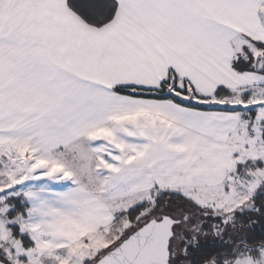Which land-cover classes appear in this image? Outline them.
<instances>
[{
  "label": "snow or ice",
  "instance_id": "6c2138e0",
  "mask_svg": "<svg viewBox=\"0 0 264 264\" xmlns=\"http://www.w3.org/2000/svg\"><path fill=\"white\" fill-rule=\"evenodd\" d=\"M0 264H264V0H0Z\"/></svg>",
  "mask_w": 264,
  "mask_h": 264
}]
</instances>
